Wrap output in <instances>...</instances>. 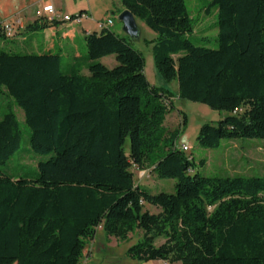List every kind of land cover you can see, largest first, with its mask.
Here are the masks:
<instances>
[{
    "label": "trees",
    "instance_id": "trees-1",
    "mask_svg": "<svg viewBox=\"0 0 264 264\" xmlns=\"http://www.w3.org/2000/svg\"><path fill=\"white\" fill-rule=\"evenodd\" d=\"M120 1L158 33L156 67L178 81V96L228 112L202 125V146L264 139V0H211L219 9L216 49L192 41L186 0ZM45 19L28 29L57 23ZM85 39L86 54L66 70L57 52L0 50V93L11 100L0 118V166L21 144L15 105L32 149L52 154L34 179L0 168V264H80L98 227L121 240L142 230L128 250L139 264H264V176L202 174L206 161L182 150L180 130L165 125L175 95L150 84L144 56L110 27ZM111 54L113 68L99 61ZM133 166L177 179L175 192L137 184Z\"/></svg>",
    "mask_w": 264,
    "mask_h": 264
},
{
    "label": "rangeland",
    "instance_id": "rangeland-1",
    "mask_svg": "<svg viewBox=\"0 0 264 264\" xmlns=\"http://www.w3.org/2000/svg\"><path fill=\"white\" fill-rule=\"evenodd\" d=\"M22 0H12L6 5L7 12H16L20 10ZM29 3H35V12L39 9V18L44 21H49L48 14H44L43 5L45 0H27ZM58 8L60 16L56 17L60 22L54 26L58 31V36L54 39L56 50L61 54L63 69L74 62L73 56L77 53L85 55L87 45L85 39V31L83 26L89 30H100L99 22H106L108 19L113 21L110 30L125 37L133 48L138 50L145 58V74L151 85L170 88L174 92L173 107L166 117L165 125L169 129H179L180 136L178 144L186 143L189 150L186 152L194 157L197 162L201 159L206 161L204 167L199 168V171L205 175H261L264 176V139L263 138H238L225 139L221 145L216 148H207L202 146L198 141L200 128L205 123L217 124L222 118L228 115V112L214 109L209 105L192 101L178 96V81H166L158 68L156 67L153 54L154 41L158 38V33L146 25L142 20L137 19V24L140 30L139 37H130L123 29V22L119 19L123 7L120 0H60ZM188 11L192 18L194 32L191 39L198 45H203L209 48H218L219 46V9L216 6H211V0H186ZM86 8V9H85ZM87 10L89 15L82 23L64 20L65 14H76L81 10ZM2 8H0V20L5 19ZM56 19V20H57ZM50 22V21H49ZM60 24H62L61 27ZM17 25L15 23V35L7 38H0V50L18 52V53H43L47 52L48 39L46 31L28 30L24 34L17 33ZM45 31V32H44ZM71 31L68 38L73 40L74 46L69 44V39L63 38L62 33ZM74 32V33H73ZM25 36V39L23 37ZM61 42L65 43V47ZM49 46V45H48ZM109 68L117 65L116 54H111L101 58ZM86 67H84V72ZM88 72V71H87ZM11 102L5 93H0V118L7 110V104ZM14 111L17 114L21 129V144L19 149L11 156V158L0 166L7 174L18 177H26L34 179L38 173V163L47 160L52 154H40L35 152L30 145L31 130L25 121V114L21 107L14 106ZM185 118V122L183 119ZM126 151H130V141L127 140ZM135 182L142 187L148 188L152 193H174L176 190L177 179L161 178L157 175L154 167L145 166L144 168L133 166ZM145 209L151 213H158L160 208L145 204ZM143 239V231L137 230L130 233L125 240L116 238L115 236L107 235L102 227H98L94 238L88 240L87 247L84 251V256L80 264H139L140 261L132 258L128 254L131 246L139 243ZM164 242L160 238L156 244ZM143 264H181V262H165L162 260H149Z\"/></svg>",
    "mask_w": 264,
    "mask_h": 264
},
{
    "label": "crops",
    "instance_id": "crops-1",
    "mask_svg": "<svg viewBox=\"0 0 264 264\" xmlns=\"http://www.w3.org/2000/svg\"><path fill=\"white\" fill-rule=\"evenodd\" d=\"M11 1L12 0H0V8H2L3 10H1V11H3L2 13H4V17H5V19L3 20V21H5V20H11V21H13V22H19V24L17 25V33L18 34H24L26 31H28L29 29H28V26L31 24V23H33V22H35L37 19H39V17H41L40 16V10L38 9L36 12H35V3L34 2H32V3H29L27 0H22L21 2V4H20V10H18V11H16V12H7L6 13V5L7 4H9V3H11ZM17 2H18V0H16ZM44 1V0H43ZM46 2H45V4L43 5V7L45 6V5H47V4H53L55 7H56V9H57V11H58V13H59V10H58V8L60 7V3H59V1L60 0H45ZM86 9V8H85ZM85 9H83V10H81V12H84V13H86L87 15H89V13H88V11L87 10H85ZM44 14L46 15V13L44 12ZM90 16V15H89ZM85 20L87 19V18H84ZM83 19V20H84ZM82 20V21H83ZM58 22H60V20H58L57 19V23ZM56 23V24H57ZM82 23V22H81ZM100 23L101 22H99V26H100ZM62 26V24H60V26L59 27H61ZM83 29H84V31H85V36H86V34L87 33H89V32H91V30H89V28L88 27H84L83 26ZM101 29V28H100ZM45 31H46V38L48 39V44H47V49H48V51H54L55 49H56V45L53 43L54 42V39H55V37L56 36H58L59 34H58V31H56L55 29H54V26L52 25V26H50V27H48V28H46V29H44ZM44 31V32H45ZM96 31H99V30H96ZM71 31H67V32H63L62 33V37L63 38H65V36H66V38H68L69 36H72L71 35ZM74 33V32H73ZM23 39H25V36L23 37ZM69 39V44L71 45L72 44V46H74V43H73V40L71 39V38H68ZM61 44L63 45V46H61V48L63 47H65V43H63V42H61ZM49 45V46H48ZM55 52H57V53H59L60 54V52L59 51H55ZM61 55V54H60ZM79 54H75L74 56H73V60L75 59V57L76 56H78ZM86 71H85V73L87 74L88 72V70L87 69H85Z\"/></svg>",
    "mask_w": 264,
    "mask_h": 264
},
{
    "label": "built area",
    "instance_id": "built-area-1",
    "mask_svg": "<svg viewBox=\"0 0 264 264\" xmlns=\"http://www.w3.org/2000/svg\"><path fill=\"white\" fill-rule=\"evenodd\" d=\"M43 11L48 14V18L49 20H53L56 17L60 16V14L58 13L56 7L53 4H47L43 7ZM87 17L86 13H76V14H65L63 16L64 20H68V21H73L75 23H81L82 20L84 18ZM15 23L19 22H12L11 20H5V21H1L0 20V31L3 32L4 34H6L7 37H11L13 35H15ZM113 25V21L111 19H108L106 22H101L100 23V28H104V27H110ZM180 148L184 151L189 150V146L186 143H182L180 145Z\"/></svg>",
    "mask_w": 264,
    "mask_h": 264
},
{
    "label": "water",
    "instance_id": "water-1",
    "mask_svg": "<svg viewBox=\"0 0 264 264\" xmlns=\"http://www.w3.org/2000/svg\"><path fill=\"white\" fill-rule=\"evenodd\" d=\"M119 19L123 22L124 31L132 38L139 37L140 30L135 15L128 9L121 12Z\"/></svg>",
    "mask_w": 264,
    "mask_h": 264
}]
</instances>
